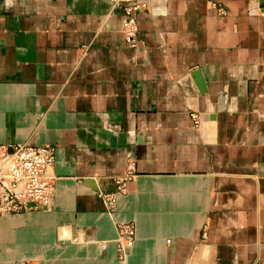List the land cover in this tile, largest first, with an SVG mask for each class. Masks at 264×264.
<instances>
[{"label":"crops","instance_id":"crops-1","mask_svg":"<svg viewBox=\"0 0 264 264\" xmlns=\"http://www.w3.org/2000/svg\"><path fill=\"white\" fill-rule=\"evenodd\" d=\"M251 8L0 0V146L53 147L56 177L50 208L0 216V264H264V0Z\"/></svg>","mask_w":264,"mask_h":264},{"label":"built area","instance_id":"built-area-1","mask_svg":"<svg viewBox=\"0 0 264 264\" xmlns=\"http://www.w3.org/2000/svg\"><path fill=\"white\" fill-rule=\"evenodd\" d=\"M249 2L250 7H254L250 13L255 14L256 0ZM143 8L144 4L133 3L124 9L121 33L126 44L132 49H137L142 44L138 38L134 12ZM218 10L223 13L220 8ZM190 116L194 125L198 126L200 116L196 113ZM53 166L54 148L51 146L36 148L27 144L0 146V216L50 208L56 179ZM132 173V165H129L128 173L115 179V192L102 196L106 210L112 209L117 195L126 193L128 181L133 177ZM30 204L32 207H29ZM115 229L118 259L124 262L128 250L134 245L135 228L131 223H120Z\"/></svg>","mask_w":264,"mask_h":264},{"label":"water","instance_id":"water-1","mask_svg":"<svg viewBox=\"0 0 264 264\" xmlns=\"http://www.w3.org/2000/svg\"><path fill=\"white\" fill-rule=\"evenodd\" d=\"M192 77L195 78V83L198 87V90L200 93H203L204 92V84H203V81L201 79V74L198 70H195L192 74H191ZM29 207H32V204L29 205Z\"/></svg>","mask_w":264,"mask_h":264}]
</instances>
